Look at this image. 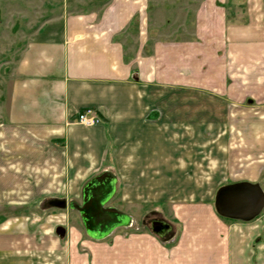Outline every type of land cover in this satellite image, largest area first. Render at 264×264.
<instances>
[{"label":"crops","instance_id":"obj_1","mask_svg":"<svg viewBox=\"0 0 264 264\" xmlns=\"http://www.w3.org/2000/svg\"><path fill=\"white\" fill-rule=\"evenodd\" d=\"M217 1L226 2L208 0L200 12L198 42L152 37L150 0H110L100 12L63 16L34 34L2 79L9 89L0 98V195L71 189L82 196L92 180L109 175L127 208L150 203L147 180H161L162 189L163 180L189 177L196 137L226 129L228 114L235 115L232 128L245 132L234 167L243 175L233 184H259L264 192V0H246L247 15L236 19ZM211 88L255 105L194 106L196 92ZM87 109L99 124L76 122ZM200 144L209 163L210 140ZM215 198L169 203L179 234L167 221L158 222L166 225L160 232L114 231L102 240L85 230L69 246L68 264H264V211L249 222L224 218ZM130 219L128 227L136 223ZM28 223L0 216V264L49 260L50 237L31 233Z\"/></svg>","mask_w":264,"mask_h":264},{"label":"rangeland","instance_id":"obj_2","mask_svg":"<svg viewBox=\"0 0 264 264\" xmlns=\"http://www.w3.org/2000/svg\"><path fill=\"white\" fill-rule=\"evenodd\" d=\"M109 1L0 0V98L3 96L7 100L9 85L6 87V83L2 82V79H8L11 75L10 65L13 62L12 60L15 61L21 49L24 48L34 34L48 25L49 22L63 16L100 12ZM206 3H208V0H150L149 28L151 36L162 41L195 40L198 42L196 30L200 12H202ZM216 5L224 7L228 11V16L235 17L234 19L239 15L243 18V13L247 15L246 0H226L224 4L217 1ZM200 90L202 92H196L194 99V106L196 107H208L214 110L225 107L229 109L236 106L250 107L255 105L254 99L245 100L232 97L234 92L228 97L223 96L215 88ZM183 102L185 103V99L180 98L179 105ZM1 103L2 100L0 99V106ZM211 117L213 118V116ZM215 117L221 119L224 116L216 115ZM234 118L235 115L228 114L226 129L205 131L202 132L203 137H196L195 168L189 177L163 180L164 187L162 189L158 185L161 180H147L146 195L151 196L154 200H164L165 202H162V204L158 201L155 204L153 200L150 203L127 208L128 205L122 203L121 190H116V194L107 204V208H118L134 218L136 223L131 227L119 228L114 234L151 233L153 224L161 221H167L173 226L174 232L179 234L180 227L174 222L173 211L169 203L213 198L220 188L241 180L243 173H241L240 168H238L239 172L237 174L234 170L235 159H238V157H235V152L243 146L245 132L236 131L232 128L230 123L233 122ZM202 139L205 141L210 140L211 147H209L212 149L210 162L204 164L202 158L204 157L206 162L208 146L200 144ZM212 158L219 161L216 162ZM225 172L227 173L224 174ZM223 175L224 177L227 175L225 180L219 178ZM219 181L221 185L218 184ZM171 191H173V195H169L166 200V192ZM33 197L36 199L34 206L27 208L21 205L24 201ZM56 199L66 200L67 203H70L69 206L72 203L80 206L82 203L81 194L74 195L71 189H67L66 194L55 195H0V216L27 218L29 222L28 229L31 233H37L41 236H45L46 233L52 241L53 245H51L52 250L49 253V260L46 259L45 264H68L69 246L74 245L73 241L80 235L86 238V232L79 212L69 207L63 210L52 206V202ZM58 228L66 230L64 237L57 234Z\"/></svg>","mask_w":264,"mask_h":264},{"label":"water","instance_id":"obj_3","mask_svg":"<svg viewBox=\"0 0 264 264\" xmlns=\"http://www.w3.org/2000/svg\"><path fill=\"white\" fill-rule=\"evenodd\" d=\"M116 193L115 180L109 175L92 180L83 191L82 205L72 203L71 209L79 212L87 234L97 240H102L119 228L129 226L130 217L114 208H107V204ZM60 209H67L65 200L52 203ZM217 213L228 219L252 221L264 211V192L259 184L242 182L220 188L215 198ZM166 225L156 223L155 232H160ZM57 234L64 237L66 230L58 228Z\"/></svg>","mask_w":264,"mask_h":264},{"label":"built area","instance_id":"obj_4","mask_svg":"<svg viewBox=\"0 0 264 264\" xmlns=\"http://www.w3.org/2000/svg\"><path fill=\"white\" fill-rule=\"evenodd\" d=\"M76 122L86 127H92L99 124L100 119L92 109H87L78 114Z\"/></svg>","mask_w":264,"mask_h":264},{"label":"flooded vegetation","instance_id":"obj_5","mask_svg":"<svg viewBox=\"0 0 264 264\" xmlns=\"http://www.w3.org/2000/svg\"><path fill=\"white\" fill-rule=\"evenodd\" d=\"M156 223H158V222H155L154 224H156ZM154 224H153V225H154ZM84 228H85V227H84Z\"/></svg>","mask_w":264,"mask_h":264}]
</instances>
